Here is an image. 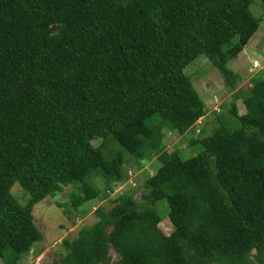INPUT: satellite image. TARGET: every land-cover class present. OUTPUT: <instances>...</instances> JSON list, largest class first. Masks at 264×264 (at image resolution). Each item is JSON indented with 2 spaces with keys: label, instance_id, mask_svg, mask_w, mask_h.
<instances>
[{
  "label": "trees",
  "instance_id": "16d2710c",
  "mask_svg": "<svg viewBox=\"0 0 264 264\" xmlns=\"http://www.w3.org/2000/svg\"><path fill=\"white\" fill-rule=\"evenodd\" d=\"M254 2L0 0V264L43 241L35 205L71 187L74 211L105 201L128 178L125 159L150 154L158 169L142 201L124 193L99 207L55 264H107L112 250L115 264H264V77L242 94L229 67L260 28ZM202 56L246 112L233 101L188 157L164 138L206 115L185 71Z\"/></svg>",
  "mask_w": 264,
  "mask_h": 264
},
{
  "label": "rangeland",
  "instance_id": "374dc122",
  "mask_svg": "<svg viewBox=\"0 0 264 264\" xmlns=\"http://www.w3.org/2000/svg\"><path fill=\"white\" fill-rule=\"evenodd\" d=\"M250 11L261 20L260 28L250 45L244 48L238 58L229 62V67L240 77L235 92H243L242 94L250 90L253 78L264 77V6L259 0H256L251 5ZM52 31L57 32V28L53 27ZM185 71L191 76L195 88L206 103V115L185 136L166 134L164 145L166 151L178 149L183 155L190 157L194 155L195 151L189 146V143L197 139L202 133L206 136L209 135L212 129L218 125V116L229 113L228 108L233 101L237 104L240 114H244L246 108L242 100L233 99L235 92L229 91L218 70L204 56L194 61ZM99 143L100 141L96 142L97 145ZM110 147L112 149L117 148L112 144ZM124 155L129 156L125 151ZM158 157L156 154H150L147 160L140 162H136L132 157L125 159L124 172L128 178L123 182H110L111 190L108 192L109 197L105 201H91L74 211L70 205V193L73 190L71 187L62 193L49 196L35 205L33 211L35 223L43 233L44 239L37 243L28 254L24 255L19 264H55L61 255L67 253L63 244L64 240H74L82 229L94 225L98 220L96 210L102 206L108 209L112 208L111 200L119 195L130 194L140 203L143 193L146 192V180L157 172ZM95 181L101 189L106 188L102 179L97 178ZM11 193L21 205L29 199V195L24 192L19 183L12 187ZM66 209L73 212L71 214L66 213ZM160 210L164 217L160 229L169 235L173 231V225L168 217V209L166 211L165 207L162 206ZM110 255L111 261L107 264H115L119 261L120 257L114 250L111 251Z\"/></svg>",
  "mask_w": 264,
  "mask_h": 264
}]
</instances>
